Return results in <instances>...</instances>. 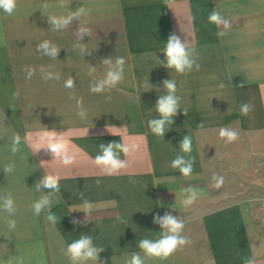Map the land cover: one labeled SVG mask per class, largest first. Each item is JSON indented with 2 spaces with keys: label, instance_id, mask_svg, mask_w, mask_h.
<instances>
[{
  "label": "crops",
  "instance_id": "0c3cea01",
  "mask_svg": "<svg viewBox=\"0 0 264 264\" xmlns=\"http://www.w3.org/2000/svg\"><path fill=\"white\" fill-rule=\"evenodd\" d=\"M81 7L86 15L54 30L50 17ZM214 8L230 23L223 38L217 36L223 27L208 21ZM80 28L89 32L81 36ZM170 34L195 49L198 71L194 66L178 74L160 65ZM44 40L58 48L55 58L37 51ZM117 57L125 60L123 80L92 93L108 70L103 61L115 64ZM28 69H34L31 78ZM70 77L73 88L64 86ZM165 79L176 82L180 109L162 138L148 121L159 118L155 105L166 94ZM245 103L252 106L248 115L240 112ZM221 128L236 131L238 139L221 138ZM49 131L68 142L72 164L33 146ZM15 134L21 144L13 154ZM185 135L192 140L190 153L180 152ZM109 142L138 146L128 156L119 153L128 167L113 175L94 163L99 145ZM257 143L264 145V0H16L12 15L0 9V264H72L65 251L81 235L104 250L102 264H127L132 253L143 256L139 240L159 238L153 218L166 212L184 221L182 235L190 243L145 264H244L252 256L264 264V228L248 201L226 192L236 170L232 156L238 151L250 161ZM178 155L194 160L190 176L171 167ZM48 174L60 177L51 206L54 227L47 209L39 216L32 209L51 194L36 187ZM214 175L224 177L219 188ZM187 187L200 195L185 207L181 189ZM8 193L11 216L3 209ZM74 207L81 210L70 212Z\"/></svg>",
  "mask_w": 264,
  "mask_h": 264
},
{
  "label": "clouds",
  "instance_id": "9594fccd",
  "mask_svg": "<svg viewBox=\"0 0 264 264\" xmlns=\"http://www.w3.org/2000/svg\"><path fill=\"white\" fill-rule=\"evenodd\" d=\"M47 7V5H45ZM16 8V0H0V9L6 14L12 15ZM87 11L81 7L76 12L69 14L68 16H52L50 22L53 25L54 30L60 28H67L74 18H79L81 15H86ZM208 21L217 27H223L222 31L217 32V36L223 38L228 34L230 23L220 13L218 9H213L208 16ZM89 32L88 29L80 28L78 30L79 35H83ZM51 42L44 40L37 45V51L43 50L45 55L55 58L58 54V48L54 45L50 46ZM163 53L165 55V61H159L160 65L167 69H174L178 74H186L195 69L198 71L200 65L195 59V49L187 47L185 42H182L180 37L176 34H170L165 44ZM104 64L108 65L106 75L100 80L95 86L90 87L92 93H103L107 89L108 91L114 88L119 82L123 80L124 64L125 60L123 57H117L115 64L111 63V59L103 61ZM43 72L44 70L41 69ZM91 71H95L93 68ZM34 75V69L27 70V78H31ZM49 79V77H44ZM65 87L73 88L75 86L74 80L70 77L65 81ZM242 86V84H241ZM151 88V86H150ZM163 89L166 94L160 95L157 98L155 111L159 114V118H153L148 121L149 130L158 137H164L167 126L173 125V117L177 114L180 109L179 97L176 95L177 86L176 82L172 79H165L163 81ZM159 91V89H157ZM80 107V111L77 113L81 118H84L86 113L83 108ZM230 110V109H229ZM228 110V111H229ZM252 110L250 104H242L240 112L242 115H248ZM185 115L186 112L183 111ZM203 127V124L200 125ZM115 128V127H114ZM117 129V128H116ZM116 135L115 133H112ZM219 135L221 138H226L228 142H234L238 139V133L228 128H221ZM21 144V137L19 134H15L12 137V148L11 151L15 154L19 150ZM36 150L44 148L50 150L55 158H60L65 165L73 163L75 157L69 152L68 142L62 137L58 136L55 131L45 132L43 135H39L35 138L34 145ZM100 154L96 155L94 163L101 168L102 172L107 175H113L119 173L122 169L128 167L127 161L120 158L119 153H124L125 156L130 155L137 151L138 146L136 144H124L123 142H109L108 144L99 145ZM192 150V140L188 135H185L180 142V152L190 153ZM194 160L189 158L185 159L184 156L178 155L172 162L171 167L178 170L183 177H188L193 171ZM13 165L5 167L6 172L12 171ZM60 177L54 174L44 175L39 183L36 185L37 190L50 189L51 194L42 195L32 205V209L35 215L39 216L42 211L47 209L46 221L51 225L55 226L57 223V217L51 211L53 197L60 192L59 185ZM213 180L215 181L214 187L219 188L224 183V177L214 175ZM99 183V181H97ZM185 198L181 203L185 206H191L199 197L200 192L193 188L187 187L181 189ZM84 208L87 211H91V204L85 202ZM3 209L13 215L15 213L14 200L10 193L3 199ZM80 211V207H74L70 210ZM73 223H77L73 221ZM86 223V222H85ZM153 223L158 224L161 228L159 238L148 239L144 238L139 240L138 247L143 253L140 252L132 253L127 264H145L148 258H160L165 259L171 256L178 248L185 246L190 243V240L182 235L184 230V221L177 216L166 212L163 216H155ZM9 229H15V220L9 219L7 221ZM103 249L95 247L93 245V238L90 235H81L79 239L74 240L67 245L65 255L70 259L72 264H87L89 261L100 262L99 254L103 252ZM244 264H256L255 256L247 258Z\"/></svg>",
  "mask_w": 264,
  "mask_h": 264
},
{
  "label": "rangeland",
  "instance_id": "374dc122",
  "mask_svg": "<svg viewBox=\"0 0 264 264\" xmlns=\"http://www.w3.org/2000/svg\"><path fill=\"white\" fill-rule=\"evenodd\" d=\"M255 146L250 161L235 152L233 160L236 170L230 172L231 183H227V194L234 200H246L255 212L256 220L264 228V145Z\"/></svg>",
  "mask_w": 264,
  "mask_h": 264
},
{
  "label": "built area",
  "instance_id": "2783aa9c",
  "mask_svg": "<svg viewBox=\"0 0 264 264\" xmlns=\"http://www.w3.org/2000/svg\"><path fill=\"white\" fill-rule=\"evenodd\" d=\"M263 220H264V203H263Z\"/></svg>",
  "mask_w": 264,
  "mask_h": 264
}]
</instances>
